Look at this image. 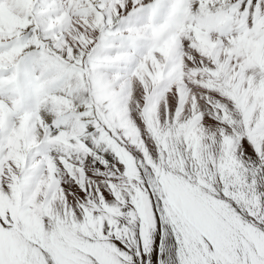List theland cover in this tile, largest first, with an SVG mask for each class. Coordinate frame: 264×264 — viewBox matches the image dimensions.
<instances>
[{
    "label": "snow or ice",
    "instance_id": "obj_1",
    "mask_svg": "<svg viewBox=\"0 0 264 264\" xmlns=\"http://www.w3.org/2000/svg\"><path fill=\"white\" fill-rule=\"evenodd\" d=\"M0 264H264V0H0Z\"/></svg>",
    "mask_w": 264,
    "mask_h": 264
}]
</instances>
